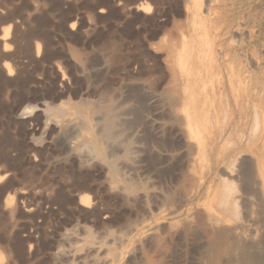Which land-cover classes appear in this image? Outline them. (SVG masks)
Instances as JSON below:
<instances>
[{
  "label": "rangeland",
  "instance_id": "obj_1",
  "mask_svg": "<svg viewBox=\"0 0 264 264\" xmlns=\"http://www.w3.org/2000/svg\"><path fill=\"white\" fill-rule=\"evenodd\" d=\"M204 2L207 3L206 7ZM263 5L264 0H0V29L5 24L12 23L11 35L9 34L10 39L5 41L7 43L5 52H2L3 42L0 41V175H4L3 180L0 182V264H79L77 257L82 254L81 247L76 249L80 253L74 251L75 249L72 247L70 248L64 241L67 238L66 235L84 240L87 235V238H94L107 233V231L117 232L127 225L139 226L140 222H144L143 225H160L156 230V236L160 233L161 236L165 235L166 240L169 227L172 228L171 224L173 227L177 224L176 213H172L171 210L179 198H187V204L182 210L188 213H191L197 207L205 209L208 204L214 205L216 203L215 194L218 193L220 187L217 186L220 185L218 184L220 183V173L222 171L235 172L234 170H237L235 167H238L233 166L236 157H238L237 163L234 164L238 165L243 154L248 159L257 156L261 151L260 138L263 130L259 129L260 126L257 125L255 131H258L257 133L260 136L255 134L254 131L255 135L251 134L252 137H250L248 129L250 128L249 131H252L251 126L253 123L250 122H252L251 115L254 113L259 115V118L253 115L255 116L253 119H256L257 124H260L262 128L264 127L262 123L264 112H261V110L264 111V105H261L264 104ZM195 9H197V13ZM72 23L74 26L70 28ZM237 23L242 25L239 26ZM247 30L248 32H246ZM236 31L238 33H234ZM259 32L261 33L259 34ZM244 35L247 36L244 37ZM242 36L246 42L244 39L242 40ZM235 37H237V40ZM174 38L177 39L174 43L175 45L178 43V47L173 44V41V45L170 44L171 47L168 45V42L171 43V39ZM240 40L243 42H240ZM36 44L41 46L42 52L39 53L40 55L36 54ZM168 47L170 49H167ZM166 49L167 51H165ZM170 51H173V53H170ZM165 52L169 53V59L165 58L168 54L165 55ZM175 55H182L185 67L190 69L189 75L185 73V69L180 68L179 57H175ZM252 55H254V59ZM247 59H249L251 65L255 66L248 67L249 62H247ZM168 60L171 61L168 62ZM166 62H172L168 66H173V70L172 68L169 69L171 71L166 69L167 66L164 64ZM3 63H8L13 68L14 74L7 76L1 66ZM174 75L176 79L173 77ZM169 77H172V82L176 85L173 91L171 89L174 83H171V87H168L171 82ZM237 81L242 84L236 92L234 88H231L230 83L236 86ZM163 86L166 87H164V90L161 89ZM147 89H150L148 90L149 93L145 92ZM152 89L156 90L157 94H161L159 96L161 102L165 103V109L166 106L169 108L164 109L165 114L164 110L159 114L154 113L149 99L150 94L154 92ZM168 90L171 91V94L167 92ZM175 90L179 96L175 94ZM166 95L167 97H165ZM125 98L128 100L125 101ZM121 99L124 101H121ZM167 99L171 102H173V99H178V105L173 104V102L170 109V102ZM85 101L88 103L86 106H89V108L85 106ZM132 101L138 102L133 104ZM227 102L229 107L226 108ZM252 102L254 107H252ZM97 103L100 105H97L98 107L94 106ZM101 103L108 104H104L106 106L104 107ZM124 103L129 104L126 106L123 105ZM62 104L64 106H61ZM256 104H260V106H256ZM111 105L114 107L118 105L121 109L119 108V110L118 107L114 108ZM99 106L103 108L100 109ZM58 107L61 111H58ZM110 108L112 112L111 123L114 124L111 126L113 135L111 137V154L114 156L108 158L109 151L105 149L100 154L95 153L94 156L97 155L95 157L92 155H79L81 156L79 158L78 153L66 149L63 139L59 135L60 129H58L59 123H56L57 120L74 115L72 117L83 120L88 124V134L93 138L99 134L101 124V119H98L99 112ZM256 108L257 112L251 113ZM64 109L67 113L62 112H65ZM123 109L130 112L123 111ZM225 110L228 114L227 119L223 117ZM57 112L60 115L62 112V116ZM170 112L175 115V120L172 118L174 115L172 116ZM116 115L117 118H122L123 123L121 119L115 118ZM158 116L160 117L158 118ZM133 118L136 119L137 123ZM162 118L166 121H161ZM195 118L199 121L206 118L207 124L205 126L211 127L210 130L204 132L206 163L199 160L198 144L188 132L189 119ZM148 119L149 121L161 119L159 122L163 124L164 129L156 131L147 121ZM91 120L94 122L92 123ZM169 122L175 124L171 126ZM127 123L129 126L126 125ZM164 123L165 125L168 124L167 127ZM179 123L182 125L181 128L178 125ZM122 124L123 126H121ZM176 124L177 126H175ZM124 125L128 127V130ZM113 126L115 128L119 126V128L114 129ZM121 127L122 129H120ZM118 129L121 133L117 131ZM178 131L181 132V136L178 135ZM123 133L124 135H122ZM153 133H156V135H153ZM158 133H162V137ZM138 134L139 136H137ZM184 135L189 142H186ZM174 136L176 139L180 137L181 139L178 138L179 141L184 138L185 142L182 140V143H176L178 139L173 138ZM126 137H129V140ZM251 138L254 139L251 140ZM122 142L126 143L125 147ZM172 142L175 145L185 144L183 146L178 145L179 147L173 144V149L171 147ZM229 142L230 144H228ZM225 144L228 145V148ZM224 145L227 149L224 148ZM149 146L150 148H148ZM191 147L193 151H191ZM162 148L165 149L162 150ZM176 148L179 150L175 151ZM126 149H129V151L127 150L128 153ZM153 149L159 151L156 150L155 152ZM255 149L256 151H254ZM251 150L255 155L250 154L252 153ZM136 151H138V155ZM147 151L148 153H146ZM179 151H182V154L187 152L191 155L187 153L182 155ZM156 153L158 154L156 155ZM172 153H174L173 155L176 153L178 156H169ZM164 154L165 156H163ZM232 156L233 158H231ZM173 157H177L176 160H173ZM184 157L189 161V164ZM187 157L192 158L188 160ZM84 161L86 162L84 163ZM127 161L128 165H131L130 168L134 167L130 171L126 169V173L130 176L129 179L132 180V175L135 173L136 176L134 174L133 177L139 176L140 178H137L142 183L137 184L139 180H135V177L133 178L134 182L130 180L129 182H122L112 177L109 183V180H107L109 178L106 177L110 176V164L112 170V167L120 168L121 163ZM189 165L192 172L187 171L190 168ZM179 169L180 171H178ZM185 171L190 174H184ZM154 174L156 175L154 176ZM177 176L180 177V180L184 178L182 180L185 183L183 181L179 183L180 180L175 178ZM190 176L194 178V181ZM155 177L157 181H154ZM144 180L145 182H143ZM130 182L134 183H132L134 187ZM189 182H192L193 186ZM113 183L115 186H113ZM184 185L185 187L189 186V188L191 186V188L186 189ZM119 186H122L129 196L133 197L130 198V196L127 200L118 192L117 194L116 191ZM169 186L170 189L166 190ZM180 186L181 188L178 190ZM183 187L184 189H182ZM112 188H116V190L112 191ZM156 188H163L167 191L166 197L169 200L165 198V201L168 204H174V206L167 205L164 201V206L160 205V207L158 205L160 208H156V205L152 204L155 203V200L148 198L149 201L146 200V207L150 210L148 216L143 211L138 194ZM109 189L111 190L109 191ZM170 190L173 193L169 194ZM181 190L183 192L179 194ZM83 196L89 197L90 205L83 206L80 203ZM123 200L127 202H123ZM127 205L135 206L130 208ZM104 212L105 214L108 213L102 215ZM139 213L143 214L142 217ZM112 214L113 216H111ZM131 217L135 219L133 220ZM112 225L116 228L114 229ZM165 227H167V231L164 230ZM144 236V233L139 232L120 250L124 260H128L132 253L129 251L140 244L143 245L142 249L145 256L148 257L147 259L149 261L150 259L151 261L155 260V262L150 261V263L182 264L183 262L184 264H193L195 250L193 246L184 248L179 244L169 242L168 239L165 241L164 238L157 236L159 239H156L153 248L152 245L141 242L144 240ZM83 242H79V244ZM156 242H158V246L160 245L166 251L165 257L162 258L156 254ZM68 251H73L74 255ZM146 251L148 254H146ZM149 251H151L150 254ZM183 256L186 258L184 259Z\"/></svg>",
  "mask_w": 264,
  "mask_h": 264
},
{
  "label": "bare ground",
  "instance_id": "obj_2",
  "mask_svg": "<svg viewBox=\"0 0 264 264\" xmlns=\"http://www.w3.org/2000/svg\"><path fill=\"white\" fill-rule=\"evenodd\" d=\"M204 1V0H203ZM229 1V0H228ZM232 1V0H231ZM243 1V0H242ZM200 2V1H199ZM207 3H209L208 1H207ZM207 3H205L204 2V4H205V7H206V4ZM225 3V2H224ZM194 4H195V2H194ZM203 4V3H202ZM210 4V3H209ZM252 5V4H251ZM198 6V5H197ZM212 6V5H211ZM250 6V5H249ZM264 6V5H263ZM191 8V7H190ZM203 8V7H202ZM145 9H148V8H145ZM204 9V8H203ZM241 9V8H240ZM197 9H195V11H196ZM230 10V9H229ZM228 10V11H229ZM261 10V9H260ZM225 11V10H224ZM223 11V12H224ZM237 12H239V11H237ZM196 13H197V11H196ZM258 15V14H257ZM261 15V14H260ZM192 16V15H191ZM264 17V16H263ZM198 18V17H197ZM209 18V17H208ZM212 19V18H211ZM264 19V18H263ZM263 19H262V21H263ZM198 20V19H197ZM191 21H192V18H191ZM194 22V21H193ZM248 22V21H247ZM192 23V22H191ZM12 24V23H11ZM11 24H5L3 27H1V29H0V41H2L3 43H2V52H5L6 51V49H7V43H5V41L7 40V39H10L9 38V34H10V31H11ZM196 24H198V22H196ZM237 24H239V26L240 25H242V24H240V23H237ZM250 24V23H249ZM194 25V24H193ZM244 25V24H243ZM252 25V24H251ZM260 25V24H259ZM258 25V26H259ZM262 25H264V24H262ZM73 26H74V24L72 23L71 25H70V28H73ZM192 26V25H191ZM257 26V27H258ZM256 27V26H255ZM262 27H264V26H262ZM13 28H15V27H13ZM210 28V27H209ZM253 28V27H252ZM238 29H241V28H238ZM237 29V30H238ZM262 30V29H261ZM210 31V30H209ZM214 31V30H213ZM239 31V30H238ZM238 31H236V32H234V33H238ZM211 32V31H210ZM209 32V33H210ZM243 32H245V31H243ZM246 32H248V30L246 31ZM254 32H256V31H254ZM264 32V31H263ZM190 33V32H189ZM192 33V32H191ZM261 32H259V34H260ZM233 34V33H232ZM248 34V33H247ZM11 35V34H10ZM204 36V35H203ZM209 36H210V34H209ZM214 36V35H213ZM237 36H238V34H237ZM247 35H244V37H246ZM243 37V36H242ZM244 37L242 38V40L244 39ZM176 38V37H175ZM175 38L172 40L171 39V43H170V41L168 42V45L170 46V44H172V41H173V44L175 45V43L174 42H176V40H175ZM236 38V40H237V37H235ZM240 39V38H239ZM261 39V38H260ZM193 40V39H192ZM205 40V39H204ZM215 40V39H214ZM233 40H234V37H233ZM232 40V42H233V44H234V41ZM242 40H240V42L242 41ZM244 41L246 42V40L244 39ZM9 42V41H8ZM229 42V41H228ZM243 42V41H242ZM192 43V42H191ZM1 44V43H0ZM172 44V45H173ZM177 45H175V46H177L178 47V43H176ZM228 44H230V43H228ZM244 44V43H243ZM215 45V44H214ZM226 45V44H225ZM171 47V46H170ZM170 47H168L167 49H170ZM173 47V46H172ZM176 47V48H177ZM214 47V46H213ZM212 47V48H213ZM245 47V46H244ZM258 47V46H257ZM167 49L165 50V51H167ZM171 49H173V48H171ZM257 49V48H256ZM35 51H36V54H39L40 52H42L41 51V46H40V44H36L35 45ZM34 51V52H35ZM210 51H212V50H210ZM169 52V51H168ZM167 52V53H168ZM180 52V51H179ZM208 52V51H207ZM217 52H218V50H217ZM246 52V51H245ZM258 51L256 50V53H257ZM166 52H165V55L167 54ZM170 53H173V51H170ZM181 53V52H180ZM249 53V52H248ZM176 54H178V53H176ZM251 54V53H250ZM3 55V54H2ZM40 55V54H39ZM165 55H164V57H165ZM169 53L167 54V56L165 57V58H167V59H169ZM171 56L173 55V54H170ZM249 55V54H248ZM170 56V57H171ZM211 56H212V54H211ZM251 56V55H250ZM254 55H252V57H253ZM257 56V55H256ZM175 57H179L178 58V62H179V65H180V68H183V69H185V73L186 74H190V69H189V67H185V64H184V62H183V57H182V55H180V56H176L175 55ZM243 57V56H242ZM1 59H3V58H1ZM253 59H254V57H253ZM165 60V59H164ZM176 60V59H175ZM248 61L247 62H249V59H247ZM169 61H171V60H168V62ZM254 61V60H253ZM232 62H233V60H232ZM235 62V61H234ZM242 62H243V60H242ZM171 63L172 62H170V63H164V64H166V69H168V71H171V70H169V69H171L172 68V70H173V66L172 67H170V66H168V64H170L171 65ZM212 63V62H211ZM238 63H239V61H238ZM251 62H249L248 64V67L249 66H252L251 64H250ZM261 63V62H260ZM259 63V64H260ZM2 68H3V70H4V72H5V74L7 75V76H11L12 74H14V71H13V68L8 64V63H3L2 65ZM239 66V65H238ZM241 66V65H240ZM255 65H253V67H254ZM170 67V68H169ZM185 67V68H184ZM243 68V67H242ZM258 68V67H257ZM225 69V68H224ZM239 69V68H238ZM256 69V68H255ZM257 70V69H256ZM256 70H254V71H256ZM222 71V70H221ZM253 71V70H252ZM230 74H231V69H230ZM263 72V71H262ZM170 74L172 73V74H174L173 72H169ZM168 73V74H169ZM216 73V72H215ZM205 74V73H204ZM242 74H244V73H242ZM258 74V73H257ZM247 75V74H246ZM261 75H263V74H261ZM169 76V75H168ZM174 78H175V75L173 76ZM215 77V76H214ZM213 77V78H214ZM242 77V76H241ZM248 78V77H247ZM169 79L171 80V82H170V86H168V87H171V83L173 84L174 82H172V77L170 78L169 77ZM176 79V78H175ZM257 80V79H256ZM257 82V81H256ZM211 84H213L212 82H211ZM229 84V83H228ZM236 86L234 85H231V83H230V86H231V88H234V91H238L239 89H240V87H241V84H240V82L239 81H237L236 83ZM244 85V84H243ZM142 86V85H141ZM166 86V85H165ZM165 86H163V88H161V89H163L164 90V87ZM175 87H176V85H175V83H174V85L172 86V91H173V88L175 89ZM243 87V86H242ZM248 87H249V85H248ZM256 87V86H255ZM259 87H260V85H259ZM262 87H263V84H262ZM140 88V87H139ZM145 88V87H144ZM143 88V89H144ZM166 88V87H165ZM257 88V87H256ZM146 89V88H145ZM161 89H160V91H161ZM169 89V88H168ZM169 89V90H170ZM254 90H255V88H253ZM260 89H262V88H260ZM132 90V89H131ZM148 90H150V89H147L145 92H148ZM153 90V89H152ZM167 91L168 93L170 92V94H171V91ZM177 91H178V89H176ZM174 91V92H176L175 94H178V92L177 91ZM248 90V89H247ZM142 91V90H141ZM154 91V90H153ZM159 91V90H158ZM243 91V90H242ZM263 91H264V89H263ZM130 92H132V91H130ZM135 92V91H134ZM145 92H143V93H145ZM152 92V91H151ZM156 92V90L153 92V93H151L150 94V96H149V99H150V101H151V106L153 107V111H154V113L155 114H159V113H161V112H163V110L165 109V107H164V105H165V103L163 104L162 102H161V99H160V96L159 95H161V94H157V92ZM161 92H163V91H161ZM165 92V91H164ZM140 93V92H139ZM149 93V92H148ZM147 93V94H148ZM155 93V94H154ZM200 93V92H199ZM247 93V92H246ZM142 94V93H141ZM146 94V93H145ZM144 94V95H145ZM157 94V95H156ZM163 94H165V93H163ZM173 94V93H172ZM259 94V93H258ZM225 95V94H224ZM246 95H248V94H246ZM261 95V94H260ZM127 96V95H126ZM134 96V95H133ZM174 96V95H173ZM177 96H179V94L177 95ZM236 96V95H235ZM128 97H129V95H128ZM163 97H164V95H163ZM165 97H167V95L165 96ZM169 97V96H168ZM247 97V96H246ZM255 97V96H254ZM124 98V97H123ZM127 98V97H126ZM125 98V101L126 100H128V99H126ZM148 98V97H147ZM170 98V97H169ZM251 98V97H250ZM256 98H258L257 96H256ZM130 99V98H129ZM133 99V98H132ZM172 99V98H171ZM170 99V100H171ZM131 100V99H130ZM139 100V99H138ZM148 100V99H147ZM164 100V99H163ZM169 99H167V101H168ZM175 100V101H174ZM255 100H257V99H255ZM112 101V100H111ZM117 101V100H116ZM121 101H124V100H122L121 99ZM134 101V100H133ZM132 101V103L133 104H135V103H137V102H133ZM177 101H179L178 99H173V102H171V101H168V102H170L168 105H169V107H170V109H171V103H173V104H177L178 102ZM89 102V101H88ZM114 102V101H113ZM131 102V101H130ZM129 102V103H130ZM144 102V101H143ZM146 102H149V101H146ZM145 102V103H146ZM226 102V101H225ZM63 103V102H62ZM78 104H79V102H77ZM89 103H91L92 104V102H89ZM111 103V102H110ZM119 103H120V101H119ZM121 103H123V102H121ZM128 103V104H129ZM131 103V104H132ZM145 103H143V104H145ZM250 103V102H249ZM258 103V102H257ZM261 103V102H260ZM77 104V105H78ZM81 104V103H80ZM85 106H86V104H88V103H86V101H85ZM94 104V103H93ZM103 104V105H102ZM104 104L106 105V104H108V103H101V105L102 106H104ZM117 104V103H116ZM127 104V105H128ZM147 104V103H146ZM172 104V105H173ZM252 104H253V106L252 107H254V103L252 102ZM97 105H100V104H95L94 106H97ZM123 105H126L125 103L123 104ZM126 105V106H127ZM137 106H139L138 104H136ZM142 105V104H141ZM178 105V104H177ZM257 105H259L260 106V104H256V106ZM261 105H264L263 103L261 104ZM58 106V105H57ZM61 106H64L63 104L61 105ZM101 106V107H102ZM108 106V105H107ZM112 106V105H111ZM117 107H118V105H116ZM136 106V107H137ZM203 106V105H202ZM227 106L229 107V103L227 102V105H225V107L227 108ZM250 106V105H249ZM86 107H88L89 108V106H86ZM98 107V106H97ZM100 107V106H99ZM101 107H100V109H101ZM104 107H106V106H104ZM108 107H110V106H108ZM112 107H114V106H112ZM117 107H114V108H117ZM122 107H124V106H122ZM149 107H150V105H149ZM164 107V108H163ZM178 107V106H177ZM59 108V107H58ZM69 108H70V106H69ZM103 108V107H102ZM120 108V106L118 107V109ZM133 108V107H132ZM67 109H68V107H67ZM71 109H73V108H71ZM121 109V108H120ZM119 109V110H120ZM129 109V108H128ZM152 109V108H151ZM150 109V110H151ZM166 109H169V108H167V106H166ZM165 109V110H166ZM176 109H178V108H176ZM254 109V108H253ZM252 109V110H253ZM259 109V108H258ZM55 110V109H54ZM65 110V109H64ZM113 110V109H112ZM134 110V109H133ZM136 110V109H135ZM141 110V109H140ZM164 110V114L166 113V111ZM256 110V111H255ZM255 110H253V112H251V113H254V112H257V108L255 109ZM264 110V109H263ZM58 111H61L60 110V108H59V110ZM80 111V110H79ZM89 111V110H88ZM101 111V110H100ZM116 111V110H115ZM123 111H126V112H130V111H127V110H124L123 109ZM123 111H120V112H123ZM132 111V110H131ZM145 111V110H144ZM168 112L169 111H171V110H167ZM63 113H67V111L65 110V112L64 111H62ZM62 112H61V115H60V113H58L57 112V114H59L60 116H62ZM117 112H119V111H117ZM134 112V111H133ZM140 112V111H139ZM147 112V111H146ZM148 112H149V110H148ZM171 112H173V111H171ZM171 112H170V114H171ZM259 112V111H258ZM261 112H264V111H262L261 110ZM150 113V112H149ZM222 113H224V112H222ZM247 113V112H246ZM111 114H112V112H111V108L110 109H107V110H104V111H102V112H99V116H98V119H101V124H100V126H99V134H98V136L97 137H93V138H91L90 136H89V134H88V128H87V126H88V124L85 122V121H83V120H80V119H78V118H74V117H72V116H74V115H70V114H68V115H70V116H68V117H64L62 120H57L58 122H56L57 124L59 123V128L58 129H60V133H59V135H61V138L63 139V142H64V145H65V147H66V149H68V151H75L76 153H78V156L79 155H85V156H90V155H92V156H94V154L96 153V154H100V153H102L105 149H108V151H109V156H108V158L110 157L111 158V156H114V155H112L111 154V137L113 136L112 135V133H111V126H112V124L113 123H111ZM116 114H119V113H116ZM163 114V113H162ZM161 114V115H162ZM169 114V113H168ZM170 114L168 115V117L170 116ZM65 115H67V114H65ZM115 115V114H114ZM121 115V114H120ZM128 115H131V114H128ZM140 115V114H139ZM172 115V114H171ZM174 115V114H173ZM172 115V116H173ZM210 115H211V113H210ZM223 115V114H222ZM253 115H255V116H258L257 118H259V115H256L255 113L253 114ZM253 115H251V118H252V122H250V123H253L252 124V131L250 130L249 131V129H248V134L250 133V137H252L251 136V134H253V135H255V134H258V136H260V134L259 133H257L255 130H257V125H259L260 126V128L259 129H262L263 131H262V133H261V138H260V142H261V151L259 152V154L257 155V156H255V157H252V158H248V159H246L244 156V154L241 156L240 154H239V156H241L240 157V159H239V162H238V165L237 164H234L235 162L237 163V159H238V157H236L237 159H235L234 160V163H233V166L234 165H236V166H238V167H235V168H237V170H234L235 172H233V171H230L229 169V171H230V173H227V172H225V171H222L221 173H220V180H219V182L220 183H218V184H220V185H217L218 187H219V190H218V193L217 194H215V198H216V203L215 202H212V203H215L214 205H207V207L205 208V209H201V208H195L191 213H188V212H186V211H183L182 210V208L183 207H185V205L187 204V198H185V197H182V198H179L177 201H176V204H175V206H174V204H171V203H167V201H165V198H166V200L168 199L167 197H166V192L167 191H165V190H163V188L161 189V188H156V189H149V190H146V191H144V192H141V193H139L138 194V197L140 198V200H141V202H142V204H141V206H142V208H143V211H144V213H146L147 215H148V211H150V210H148V208L146 207V200L148 199V198H152V199H154L155 200V203H152V204H155L156 205V208L158 207V205L160 206V205H162V206H164L163 205V202L165 201L166 202V204L167 205H172V206H174L173 207V209L171 210L172 211V213H176V215H175V219L177 220V224L173 227V225L171 224V226H172V228L171 227H169V231H168V241L169 242H171V243H176V244H179L181 247H187V246H193L194 247V257H193V264H264V127L262 128L261 127V125L260 124H257V120L255 119H253V117L255 118V116H253ZM264 115V114H263ZM134 116V115H133ZM155 116V115H154ZM157 116V115H156ZM164 116V115H163ZM162 116V117H163ZM166 116V115H165ZM176 116H179V115H176ZM227 116H228V114H227V111L225 110V114H224V119H227ZM113 117V116H112ZM124 117H125V114H124ZM127 117V116H126ZM140 117V116H139ZM153 117V116H152ZM160 116H158V118H159ZM56 118V117H55ZM116 119H121V121H122V123H123V120H122V118H120V117H118L117 118V115H116V117H115ZM132 118V117H131ZM130 118V119H131ZM135 118V117H134ZM133 118V119H134ZM143 118H144V116H143ZM151 118V117H150ZM149 118V119H150ZM154 118H156V117H154ZM165 118V117H164ZM174 120H175V115H174V117H172ZM177 118V117H176ZM248 118V117H247ZM124 119H126V118H124ZM141 119V118H140ZM146 119V118H145ZM149 119L147 120V121H149ZM166 119V118H165ZM169 119H170V117H169ZM178 119H180V118H178ZM90 120V119H89ZM127 120H128V118H127ZM126 120V122H128ZM132 120V119H131ZM135 120V122H136V119H134ZM133 120V121H134ZM138 120V119H137ZM161 120V119H160ZM159 119H158V121H155V119L154 120H150L149 121V123L151 124V126H153L154 127V129L156 130V131H160L161 129H164L163 128V124L161 123V122H159L160 121ZM253 120H254V122H253ZM55 121V120H54ZM92 121V123L94 122L93 120H91ZM114 121H116V120H114ZM113 121V122H114ZM120 121V120H119ZM132 121V122H133ZM144 121H146V120H144ZM161 121H166V120H164L163 118H162V120ZM173 121V120H172ZM179 121H181V120H179ZM243 121V120H242ZM168 122V121H167ZM222 122V121H221ZM55 123V124H56ZM115 123H117V122H115ZM119 123V122H118ZM129 123V122H128ZM128 123L126 124L127 126H129L128 125ZM137 123V122H136ZM169 123H171V122H169ZM178 123V122H177ZM212 123V122H211ZM217 123V122H216ZM262 123H263V125H264V119L262 120ZM125 124V123H124ZM131 124V123H130ZM172 124L174 125L175 123H171V126H172ZM207 124V120H206V118H203V120L202 121H199L197 118H195V119H189V122H188V132L190 133V135L192 136V137H194L195 138V140H196V142H197V144H198V151H199V160L202 162V163H206V156H205V150H204V143H205V137H204V132L206 131H208V129L210 130V126L209 127H206L205 125ZM213 124V123H212ZM222 124V123H221ZM114 125V124H113ZM117 125H119V124H117ZM126 125H124V127L126 126ZM164 125H165V123H164ZM167 125L168 124H166L165 126L167 127ZM178 125H180L179 127L181 128V124L179 123ZM243 125V124H242ZM121 126H123V124L121 125ZM126 126V127H127ZM131 126V125H130ZM139 126H140V124H139ZM141 126H142V124H141ZM175 126H177V124L175 125ZM212 126V125H211ZM92 127V126H91ZM114 127V126H113ZM118 128H119V126H117ZM117 127L115 128L114 127V129H117ZM134 127V126H133ZM226 127V126H225ZM144 128V127H143ZM179 128V129H180ZM213 128H216V127H213ZM212 128V129H213ZM94 129H95V127H94ZM120 129H122V127L120 128ZM126 129V128H125ZM142 129V128H141ZM149 129H151V128H149ZM148 129V130H149ZM222 129V128H221ZM126 130H128V127H127V129ZM131 130V129H130ZM129 130V131H130ZM133 130H135V129H133ZM139 130H140V128H139ZM145 130V129H144ZM147 130V131H148ZM175 130L177 131V129L175 128ZM181 130V129H180ZM183 130V129H182ZM94 131V130H93ZM117 131H119V129L117 130ZM138 131V130H137ZM162 131V130H161ZM254 131H255V134H254ZM120 132V131H119ZM124 132V131H123ZM134 132V131H133ZM172 132V130L170 131V133ZM173 132H174V130H173ZM216 132V131H215ZM240 132V131H239ZM118 133V132H117ZM121 133V132H120ZM124 133H126V132H124ZM124 133L122 134V135H124ZM127 133H128V131H127ZM132 133V132H131ZM145 133H146V131H145ZM145 133H143V134H145ZM152 133V132H151ZM165 133H168V132H165ZM177 133H179V131L177 132ZM176 133V134H177ZM115 134V133H114ZM133 134V133H132ZM159 134V133H158ZM157 134V135H158ZM161 134V137H162V133H160ZM159 134V135H160ZM173 134V133H172ZM175 134V135H176ZM181 134V132L178 134L179 136H181L180 135ZM241 134V133H240ZM117 135V134H116ZM130 135V134H129ZM133 135H136V134H133ZM151 135V134H150ZM153 135H156V133H153ZM158 135V136H159ZM177 135V136H178ZM118 136V135H117ZM137 136H139V134L137 135ZM157 136V137H158ZM243 136V135H242ZM152 137V136H151ZM150 137V138H151ZM154 137V136H153ZM172 137V136H171ZM213 137V136H212ZM229 137V136H228ZM249 137V138H250ZM256 137H257V135H256ZM117 138V137H116ZM129 138V137H128ZM127 137H126V139H128ZM136 138V137H135ZM144 138V137H143ZM142 138V139H143ZM145 138H146V136H145ZM164 138V137H163ZM162 138V139H163ZM173 138H175L176 139V137L174 136ZM178 138H180V137H177V139ZM184 138H185V135H184ZM184 138H182V140H183V142H185L184 140L186 139H184ZM119 139V138H118ZM124 139V138H123ZM122 139V141H124ZM137 139V138H136ZM139 139H141V138H139ZM155 139V138H154ZM176 139V140H177ZM181 139V138H180ZM217 140H218V138H216ZM228 139V138H227ZM226 139V140H227ZM252 139H254V138H251V140ZM129 140V139H128ZM127 140V141H128ZM131 140V139H130ZM145 140V139H144ZM153 140V139H152ZM169 140H170V137H169ZM182 140L181 141H179V139H178V141L176 142V143H182ZM225 140V141H226ZM238 140V139H237ZM120 141V140H119ZM132 141V140H131ZM148 141V140H147ZM156 141H159V140H156ZM161 141V140H160ZM163 141V140H162ZM161 141V142H162ZM164 141H165V139H164ZM256 141V140H255ZM118 142V141H117ZM126 142V141H125ZM122 142V143H124V147L126 146V143H129V142ZM133 142V141H132ZM135 142V141H134ZM143 142V141H142ZM146 142V141H145ZM166 142V141H165ZM167 142H169V141H167ZM186 142H189V141H187V139H186ZM258 142V141H257ZM119 143V142H118ZM122 143H121V145H122ZM137 143V142H136ZM139 143H141V142H139ZM174 143H175V140H174ZM173 142H172V146L171 147H173V149H174V146H173V144H174ZM245 143H246V141H245ZM254 143V142H253ZM151 144H152V142H151ZM154 144V143H153ZM165 144H167V143H165ZM169 144H170V142H169ZM168 144V145H169ZM185 144V143H184ZM183 144V145H184ZM188 144V143H187ZM228 144H230V142L228 143ZM247 144V143H246ZM257 144V143H256ZM255 144V145H256ZM259 144V143H258ZM142 145V144H141ZM157 145V144H156ZM175 145V144H174ZM178 145H182V144H177V145H175V146H178ZM182 145V146H183ZM225 145H227V144H225ZM225 145H224V148L225 149H227L228 148V145H227V148L225 147ZM132 146V145H131ZM133 146H134V144H133ZM137 146H139L138 145V143H137ZM147 146V145H146ZM189 146H191V145H189ZM235 146V145H234ZM248 146V145H247ZM114 147L116 148V146H115V144H114ZM123 147V148H124ZM135 147H136V144H135ZM143 147V146H142ZM152 147H154V146H152ZM170 147V148H171ZM179 147V146H178ZM253 147V146H252ZM259 147V146H258ZM122 148V147H121ZM148 148H150V146L148 147ZM157 148V147H156ZM142 149V148H141ZM165 148H162V150H164ZM172 149V148H171ZM253 149H254V147H253ZM252 149V150H253ZM117 150H118V147H117ZM127 150L129 151V149H126V152H127ZM137 150H139V149H137ZM144 150V149H143ZM148 150V149H147ZM152 150V149H151ZM154 150V149H153ZM156 150H158V149H156ZM156 150H154L155 152H156ZM167 150V149H166ZM177 150H179V149H177L176 148V150L175 151H177ZM244 150H246V149H244ZM251 150V151H252ZM123 151H125V150H123ZM122 151V152H123ZM130 151H131V149H130ZM134 152H135V150H133ZM159 151V150H158ZM174 151V150H173ZM174 151V152H175ZM191 151H193L192 150V147H191ZM254 151H256V149L254 150ZM137 153V155H138V151H136ZM161 152V151H160ZM163 152H165V151H163ZM166 152H169V151H166ZM181 154H182V151H179ZM179 152H177V153H179ZM71 153V152H70ZM75 153V154H76ZM128 153V152H127ZM132 153V152H131ZM140 153V152H139ZM142 153H144V152H142ZM146 153H148V151L146 152ZM159 153V152H158ZM158 153H156V155L158 154ZM162 153V152H161ZM170 153H171V151H170ZM185 153V152H184ZM184 153L182 154V155H184ZM187 153V152H186ZM185 153V154H186ZM218 153V152H217ZM258 153V152H257ZM174 153H172L171 155H169V156H172ZM187 154H190L191 155V153H187ZM250 154H252V155H255V154H253V151H252V153H250ZM126 155H130V154H126ZM134 155V154H133ZM141 155V154H140ZM145 155V154H144ZM148 155H151V154H148ZM160 155V154H159ZM162 155V154H161ZM167 155V154H166ZM177 154L175 153V155H173V156H176ZM81 156H79V158L81 157ZM95 156H97V155H95ZM94 156V157H95ZM146 156V155H145ZM163 156H165V154L163 155ZM168 156V157H169ZM178 156V155H177ZM237 156V155H236ZM125 157V156H124ZM136 157V156H135ZM142 157V156H141ZM144 157V156H143ZM161 157V156H160ZM167 157V156H166ZM167 157V158H168ZM181 157V156H180ZM179 157V158H180ZM183 157V156H182ZM181 157V158H182ZM250 157H251V155H250ZM115 158H117V157H115ZM125 158H127V157H125ZM124 158V159H125ZM129 158H130V156H129ZM133 158V157H132ZM139 158V157H138ZM148 158V157H147ZM146 158V159H147ZM152 158V157H151ZM156 158V157H155ZM170 158V157H169ZM175 158H177V157H173L172 159L174 160ZM181 158H180V161H181ZM185 158V157H184ZM183 158V159H184ZM188 158V157H187ZM190 158H192V157H189L188 158V160L190 159ZM231 158H233V156L231 157ZM82 159V158H81ZM83 159H84V157H83ZM135 159V158H134ZM153 159V158H152ZM162 159H164L163 157H162ZM186 159V158H185ZM185 159H184V161H185ZM88 160H89V158H88ZM131 160V159H130ZM129 160V161H130ZM136 160H138V159H136ZM136 160H134V161H136ZM144 160V159H143ZM158 160H160V159H158ZM168 160V159H167ZM166 160V161H167ZM176 160V159H175ZM192 160V159H191ZM190 160V161H191ZM230 160V159H229ZM124 161V160H123ZM139 161H141V160H139ZM146 161V160H145ZM157 161V160H156ZM169 161V160H168ZM178 161H179V159H178ZM183 161V162H184ZM82 162V161H81ZM86 161H84V163H85ZM89 162H92V161H89ZM102 162V161H101ZM136 162H138V161H136ZM171 162V161H170ZM175 162H177V161H175ZM186 162H188V164H189V161H187V159H186ZM192 162V161H191ZM133 163H135V162H133ZM133 163H131V164H133ZM142 163H143V161H142ZM160 163V162H159ZM163 163H165L164 161H163ZM163 163L161 162V164L163 165ZM167 163V162H166ZM169 163V162H168ZM178 163V162H177ZM180 163V162H179ZM122 165H121V167L120 168H114V167H112V170H111V164H110V176L109 177H106V178H109V179H107V180H109V183L111 182V178L112 177H115V178H117V179H119L120 181H122V182H125V181H128L129 182V174H127L126 173V169H128L129 171H130V169L133 167H129V166H131V165H128L129 163H128V161L127 162H123V163H121ZM141 164V163H140ZM145 164V163H144ZM173 164V163H172ZM182 164V163H181ZM184 164H185V162H184ZM116 165V164H115ZM134 165V164H133ZM136 165V164H135ZM142 165V164H141ZM161 165V166H162ZM170 165V164H169ZM174 165V164H173ZM191 165V164H190ZM189 165V166H190ZM230 165H232L231 163H230ZM137 166V165H136ZM157 166V165H156ZM176 166H177V164H176ZM146 167V166H145ZM159 167V166H158ZM157 167V168H158ZM163 167V166H162ZM161 167V168H162ZM185 167V166H184ZM217 167V166H216ZM229 167V166H228ZM134 168V167H133ZM138 168V167H137ZM153 168H154V166H153ZM161 168H159V169H161ZM165 168V167H164ZM163 168V169H164ZM177 168V167H176ZM175 168V169H176ZM186 168V167H185ZM219 168V167H218ZM224 168H226V167H224ZM122 169H123V171H122ZM135 169H136V167H135ZM134 169V170H135ZM145 169V168H144ZM155 169V168H154ZM162 169V170H163ZM167 169V168H166ZM178 169V168H177ZM230 169H231V167H230ZM106 170V169H105ZM149 170V169H148ZM147 170V171H148ZM168 170V169H167ZM173 170V169H172ZM190 170V171H189ZM223 170V169H222ZM112 171V172H111ZM137 171V170H136ZM145 171V170H144ZM165 171V170H164ZM174 171V170H173ZM178 171H180V169L178 170ZM182 171V170H181ZM187 171H189V172H192L191 171V166H190V168H188V170ZM133 172V171H132ZM146 172V171H145ZM151 172H154V171H152L151 170ZM160 172V171H159ZM176 173H177V171H175ZM218 172H220V171H218ZM130 174H131V172H129ZM150 173V172H149ZM155 173V172H154ZM173 173V172H172ZM186 173V171L184 172V174ZM1 174V173H0ZM135 174V173H134ZM133 174V175H134ZM139 174V173H138ZM147 174V173H146ZM182 174H183V172H182ZM186 174H188V173H186ZM190 174V173H189ZM188 174V175H189ZM112 175V176H111ZM132 175V174H131ZM133 175H132V180H130V181H133L134 182V180H133V178L136 176V174H135V176L133 177ZM140 175V174H139ZM156 174H154V176H155ZM170 175H172L171 173H170ZM170 175H168V176H170ZM174 175V174H173ZM175 175H177V174H175ZM151 176V175H150ZM178 176H180V175H178ZM175 177V178H178L179 180H180V177ZM137 177H139V176H137ZM137 177H135L134 179L136 180H139ZM3 178H4V175H0V182H1V180H3ZM140 178V177H139ZM147 178V177H146ZM149 178V177H148ZM153 178V177H152ZM190 178L192 179L193 177H191L190 176ZM190 178H188L189 180H191ZM218 178H219V176H218ZM143 179H145V178H143ZM150 179H151V177H150ZM155 179H156V177H155ZM154 179V181H157V179L155 180ZM159 179V178H158ZM162 179V178H161ZM169 179V178H168ZM171 179V178H170ZM178 179H176V180H178ZM182 179H184V178H182ZM180 180V182L179 183H181V181H183V180ZM106 180V179H105ZM146 180V179H145ZM145 180L143 181V182H145ZM152 180V179H151ZM174 180V179H173ZM175 180V181H176ZM178 180V181H179ZM163 181H164V178H163ZM178 181H176V182H178ZM192 181H194V178L192 179ZM132 182V183H133ZM136 182V181H135ZM138 183L137 184H139V183H142V182H140V180L139 181H137ZM161 182V181H160ZM167 182V181H166ZM170 182H172V181H170ZM184 183H185V181H183ZM131 183V182H130ZM131 183V185L133 186V184ZM152 183V182H151ZM108 184V183H107ZM114 184V183H113ZM145 184V183H144ZM149 185H150V183H148ZM148 184H146V185H148ZM153 184V183H152ZM151 184V185H152ZM189 184H192L191 186H193V183L192 182H189ZM112 185V184H111ZM128 185H129V183H128ZM148 185V186H149ZM171 185H172V183H171ZM170 185V186H171ZM181 185H183V184H181ZM203 185V184H202ZM108 186V185H107ZM113 186H115V184L113 185ZM116 186H117V184H116ZM130 186V185H129ZM142 186V185H141ZM160 186V185H159ZM161 186H163V185H161ZM170 186H169V188H167L166 190H168V189H170ZM175 186V185H174ZM188 186V185H187ZM191 186H190V188H191ZM110 187H112V186H110ZM131 187V186H130ZM134 187V186H133ZM140 187V186H139ZM157 187H158V185H157ZM172 187V186H171ZM184 187H185V185H184ZM184 187L182 188V189H184ZM201 187V186H200ZM81 188V187H80ZM84 188V187H83ZM114 188V187H113ZM112 188V191L113 190H116V188L115 189H113ZM132 188V187H131ZM143 188V187H142ZM146 188H147V186H146ZM150 188H152L151 186H150ZM154 188H155V186H154ZM173 188V187H172ZM180 188H181V186L179 187V189L178 190H180ZM186 189H188L189 188V186L188 187H185ZM189 188V189H190ZM108 189V188H107ZM174 189L176 190V188L174 187ZM201 189V188H200ZM111 189H109V191H110ZM86 191V190H85ZM112 191H111V193H112ZM201 191V190H200ZM213 191V190H212ZM119 193L120 195H122L123 196V198L124 199H127V200H129V197L131 196H129V194H128V192H126L125 191V189L121 186H119V188H117V191H116V193ZM173 193V191H171L170 190V192H169V194L170 193ZM181 192H183L182 190L179 192V194L181 193ZM185 192V191H184ZM114 194H115V192H113ZM117 193V194H118ZM17 194V193H16ZM19 194V193H18ZM17 194V195H18ZM113 194V195H114ZM187 194V193H186ZM213 195H214V193H212ZM22 195V194H21ZM112 195V194H111ZM20 196V195H19ZM117 196V195H116ZM184 196V195H183ZM211 196V195H210ZM21 197V196H20ZM80 197V196H79ZM115 197V196H114ZM133 196H131L130 198H132ZM135 197H136V195H135ZM112 198V197H111ZM118 198V197H117ZM116 198V199H117ZM195 198V197H194ZM214 198V199H215ZM11 199V198H10ZM171 199H174V198H171ZM213 199V200H214ZM133 200V199H132ZM137 200V198L135 199V201ZM169 200V199H168ZM148 201H149V199H148ZM151 201V200H150ZM153 201V200H152ZM172 201V200H171ZM170 201V202H171ZM91 201H90V199H89V197L88 196H83L81 199H80V203L83 205V206H88V205H90L91 203H90ZM123 202H127V201H124L123 200ZM134 202V201H133ZM138 202H140V201H138ZM137 202V203H138ZM11 203V202H10ZM136 203V202H135ZM135 203H133V204H135ZM175 203V202H174ZM211 203V204H212ZM5 204H7V203H5ZM124 204V203H123ZM129 204H130V202H129ZM92 205H93V202H92ZM120 205V204H119ZM126 205V204H125ZM149 205H150V203H149ZM155 205H152V206H155ZM80 206V205H79ZM127 206H130V205H127ZM131 206H135V205H131ZM131 206H130V208H131ZM139 206V205H138ZM82 207V206H81ZM161 207V206H160ZM160 207H158V208H160ZM170 207V206H169ZM168 207V208H169ZM84 208V207H83ZM137 208V207H136ZM139 208H140V206H139ZM141 208V209H142ZM150 208V207H149ZM167 208V207H166ZM171 208V207H170ZM169 208V209H170ZM87 209V208H86ZM165 209V208H164ZM169 209H166V210H169ZM106 210V209H105ZM112 210V209H111ZM133 210V209H132ZM131 210V211H132ZM135 210V209H134ZM130 211V210H129ZM130 211V212H131ZM153 211V210H152ZM157 211V210H156ZM133 212H136V211H133ZM138 212V211H137ZM158 212V211H157ZM108 213V212H107ZM106 213V214H107ZM142 213V212H141ZM141 213H139V214H141ZM155 213V212H154ZM102 214V213H101ZM105 214V212L102 214V215H104ZM105 214V215H106ZM116 214V213H115ZM126 214V213H125ZM125 214H123V215H125ZM130 214H132V213H130ZM134 214V213H133ZM132 214V215H133ZM137 214V213H136ZM157 214V213H156ZM131 215V216H132ZM142 215L143 214H141V217H142ZM165 215V214H164ZM167 215V214H166ZM107 216H109V215H107ZM111 216H113V214L111 215ZM115 216V215H114ZM145 216V215H144ZM149 216V215H148ZM103 217V216H102ZM110 217V216H109ZM109 217H108V219H109ZM139 218H140V216H138ZM152 217V216H151ZM100 218H101V216H100ZM111 218V217H110ZM114 218V217H113ZM119 218V217H118ZM132 218V217H131ZM148 218V217H147ZM107 219V218H106ZM125 220H126V218H124ZM133 219V218H132ZM135 219V218H134ZM133 219V220H134ZM137 219V218H136ZM140 219H142V218H140ZM171 219V218H170ZM100 220V219H99ZM105 220V219H104ZM119 220V219H118ZM125 220H123V221H125ZM138 220V219H137ZM154 220V219H153ZM97 221H98V219H97ZM101 221V220H100ZM136 221V220H135ZM121 222V221H120ZM101 223V222H100ZM121 223H123V222H121ZM125 223V222H124ZM126 223H127V221H126ZM133 223H135L134 221H133ZM150 223V222H149ZM137 224V223H136ZM144 224V222H140V224H138L139 226H137V225H127V226H125L122 230H119V231H115L114 229L116 228V227H114V225H112L113 227H114V231L115 232H113V231H110V232H108L107 231V233H104V231H103V233L104 234H102V235H99L98 237H94V238H92V237H88L87 238V236L85 237V236H83V237H85L84 238V240H78L76 237H73V236H67L66 235V239L64 240L69 246H70V248L72 247L73 249H75L74 251H76V252H79L78 250H76L78 247H81V249L80 250H82V254H80L77 258H78V262H79V264H154V263H150V261H151V259H150V261H149V259H147L148 257H146L145 256V254H144V252H143V245H138L137 247L135 246V248L132 250V251H129L131 254H130V258L128 259V260H124V257H123V255L121 254V252H120V250L123 248V247H125L126 245H127V243H129V241L135 236V235H137L139 232H142V233H144L145 234V236H144V240H142L141 242L142 243H146V244H150V245H152V247H153V245H154V243H155V241H157L156 239H159V238H164V240H165V235H163V236H161V234L159 233V235H157V236H159V238H157V236H156V230L159 228V226L160 225H152V226H150V225H143ZM146 224V223H145ZM123 225V224H122ZM126 225V224H125ZM167 225V224H166ZM116 226H117V223H116ZM120 226V225H119ZM84 228V227H83ZM82 228V229H83ZM111 229V230H112ZM140 229V230H139ZM166 229V231H167V227H165L164 228V230ZM103 230V229H102ZM107 230V229H106ZM164 230H163V232H164ZM87 231V230H86ZM101 231V230H100ZM100 231H99V233H100ZM71 232H73V231H71ZM80 232V231H79ZM89 232V231H88ZM113 232V233H112ZM160 232V231H159ZM70 233V232H69ZM76 233V232H75ZM84 233H85V231H84ZM84 233H82L83 235H84ZM90 233V232H89ZM98 233V232H97ZM66 234H68V233H66ZM88 234V233H87ZM94 234V233H93ZM158 234V233H157ZM72 235H73V233H72ZM75 235V234H74ZM65 236V235H64ZM76 236V235H75ZM161 236V237H160ZM82 237V238H83ZM63 238V237H62ZM78 238H81V237H78ZM142 239V238H141ZM166 239V240H167ZM161 240V239H160ZM165 240V241H166ZM63 241V242H64ZM84 241V242H83ZM159 241V240H158ZM62 242V243H63ZM79 242H83L82 244H79ZM165 243V242H164ZM146 244H144V246H146ZM158 244V242H156V254L157 255H159L160 257H165L166 256V251L162 248V247H160V245L158 246L157 245ZM166 244H168V243H166ZM31 246V245H30ZM151 247V246H150ZM152 247H151V249H152ZM164 247H166V246H164ZM172 247V246H171ZM154 248V247H153ZM174 248V247H173ZM180 248V247H179ZM125 249V248H124ZM145 249H146V247H145ZM167 249V248H166ZM169 249V248H168ZM126 250V249H125ZM155 250V249H154ZM171 250V249H170ZM174 250V249H173ZM172 250V251H173ZM181 250V249H180ZM153 251V250H152ZM184 251V250H183ZM187 251H188V249H187ZM193 251V250H192ZM68 252H71V253H73V251H68ZM122 252H123V250H122ZM155 252V251H154ZM175 252V251H174ZM61 253H64V252H61ZM80 253V252H79ZM151 253V251H149V254ZM153 253V252H152ZM68 254V253H67ZM66 254V255H67ZM76 254V253H75ZM146 254H148V252L146 251ZM155 254V253H154ZM169 254H170V251H169ZM169 254H167V255H169ZM65 255V254H64ZM70 255V254H69ZM72 255V254H71ZM73 255H74V253H73ZM78 255V254H77ZM76 255V256H77ZM156 255V256H157ZM174 255H175V253H174ZM186 255V254H185ZM128 256H129V254H128ZM151 256H152V254H151ZM170 256H172V255H170ZM187 256V255H186ZM174 257H176V256H174ZM180 257V256H179ZM184 257V259L186 258L185 256H183ZM68 258V257H67ZM74 259V258H73ZM184 259H183V261H184ZM188 259V258H187ZM157 260H159V258H157ZM174 260V259H173ZM172 260V261H173ZM176 260V259H175ZM178 260V259H177ZM180 260H182V259H180ZM2 261V260H1ZM154 262H155V260H153ZM153 261H151V262H153ZM171 261V262H172ZM7 262V261H6ZM73 262H74V260H73ZM76 262V261H75ZM159 262H161V261H159ZM173 262H175V261H173ZM181 262V261H180ZM179 262V263H180ZM189 262V261H188ZM76 264V263H75ZM156 264H157V262H156ZM164 264V263H163ZM173 264V263H172ZM182 264H184L183 262H182Z\"/></svg>",
  "mask_w": 264,
  "mask_h": 264
}]
</instances>
